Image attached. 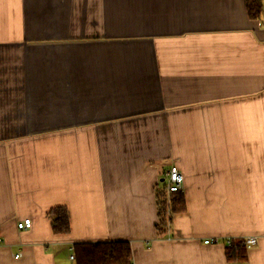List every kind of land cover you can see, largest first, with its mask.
<instances>
[{"label":"crops","instance_id":"crops-1","mask_svg":"<svg viewBox=\"0 0 264 264\" xmlns=\"http://www.w3.org/2000/svg\"><path fill=\"white\" fill-rule=\"evenodd\" d=\"M262 12L0 0V264H75L74 242L116 240L132 264H227L225 241L249 236L247 264H264ZM172 165L186 209L158 236ZM56 205L68 233L51 231Z\"/></svg>","mask_w":264,"mask_h":264},{"label":"trees","instance_id":"trees-1","mask_svg":"<svg viewBox=\"0 0 264 264\" xmlns=\"http://www.w3.org/2000/svg\"><path fill=\"white\" fill-rule=\"evenodd\" d=\"M247 15L252 20L260 19L264 0H244ZM157 235L162 236L171 230L172 216L186 209L182 190L166 192L164 180L155 188ZM53 233H68L69 216L64 205H56L47 212ZM72 248L75 264H132L130 243L127 241L74 242ZM246 242L241 238L225 241L224 254L227 264H247Z\"/></svg>","mask_w":264,"mask_h":264},{"label":"built area","instance_id":"built-area-1","mask_svg":"<svg viewBox=\"0 0 264 264\" xmlns=\"http://www.w3.org/2000/svg\"><path fill=\"white\" fill-rule=\"evenodd\" d=\"M262 19L260 20V24L264 27V10L262 12ZM166 192L170 193L173 191L182 190V174L179 170V168L176 167V165H172L169 167V170L166 173L165 179H164ZM31 218L27 217L22 219L21 221L17 222L16 227L18 229H28V227L31 225ZM257 239L255 237L249 236L246 238V245L248 244H254L256 243ZM218 242L216 238H206L204 239V243H215ZM70 259H73V255L69 256Z\"/></svg>","mask_w":264,"mask_h":264},{"label":"rangeland","instance_id":"rangeland-1","mask_svg":"<svg viewBox=\"0 0 264 264\" xmlns=\"http://www.w3.org/2000/svg\"><path fill=\"white\" fill-rule=\"evenodd\" d=\"M159 182V181H158Z\"/></svg>","mask_w":264,"mask_h":264},{"label":"water","instance_id":"water-1","mask_svg":"<svg viewBox=\"0 0 264 264\" xmlns=\"http://www.w3.org/2000/svg\"><path fill=\"white\" fill-rule=\"evenodd\" d=\"M162 179V178H161Z\"/></svg>","mask_w":264,"mask_h":264}]
</instances>
